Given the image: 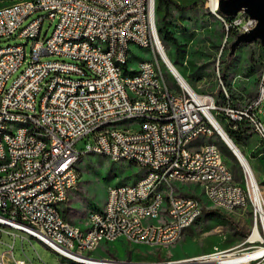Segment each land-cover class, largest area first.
Masks as SVG:
<instances>
[{
  "label": "built area",
  "instance_id": "1",
  "mask_svg": "<svg viewBox=\"0 0 264 264\" xmlns=\"http://www.w3.org/2000/svg\"><path fill=\"white\" fill-rule=\"evenodd\" d=\"M206 7L221 12L219 0H206ZM47 21H56L50 36L52 24L45 28ZM220 21L227 36L234 38L257 23L246 19L245 12L231 17L222 13ZM17 31L26 43L0 45V127L29 118L36 124V135L14 129V137L0 135V156H8V163L0 164V227L27 236L37 232L41 240L55 242L62 257L70 261L82 257L84 264L99 247L91 245V238L102 235L117 239L120 232H133L134 244H175L199 219L194 210V202L199 201L195 195L174 190L171 180L185 181L189 173H202L203 179L225 180V187L205 190L209 196L242 210L255 206V214L242 244L205 253L199 264L221 260L264 264V199L257 184L252 182L251 190H244L235 175L223 171L220 157L224 156L215 146L196 145L198 137L214 136L209 113L217 118L219 111H226L236 123L245 121L264 141V122L259 117L264 86L260 96L241 109L222 108L212 94L175 78V86H169L157 3L149 0H16L0 6V39H10ZM79 34L103 37L104 48L69 43L70 35ZM132 45L155 50L156 63L139 61L143 74H135L129 65ZM120 68H132V76L120 75ZM150 87H157L159 96H151ZM164 115H172L173 123L163 124ZM106 119H116V126H106ZM82 139L85 146L79 149ZM89 154L138 165L148 171V179L136 178L134 186L118 184V189H109L107 206H100L103 216L89 212L81 226L65 216H53L52 207L63 208L65 194H73L80 182L71 161ZM166 162L175 163L170 175H162ZM155 179H162V186H155ZM46 187H57V194L43 197ZM1 193H10V200H1ZM161 200H169L165 222L152 228L149 217L156 214ZM25 235L22 240H28ZM12 253L13 246L3 252L8 263L0 264H34L29 257L14 260ZM177 261L145 263L107 257L97 264H190Z\"/></svg>",
  "mask_w": 264,
  "mask_h": 264
},
{
  "label": "rangeland",
  "instance_id": "2",
  "mask_svg": "<svg viewBox=\"0 0 264 264\" xmlns=\"http://www.w3.org/2000/svg\"><path fill=\"white\" fill-rule=\"evenodd\" d=\"M14 0H0V6ZM178 7L171 5L168 10L160 1L157 2V25L170 31L177 39L165 41L160 34L162 45L172 63L183 74L188 83L198 92L210 93L215 97L218 106L226 109H241L256 100L262 93L264 74V45L259 42L240 45L230 55L231 44L235 40L226 31L220 17L209 12L206 0H172ZM159 3V4H158ZM56 21H47L50 36ZM26 23L23 24V26ZM17 31L10 39H0V45L26 43L27 39L19 37ZM32 42L27 45L28 56ZM54 58V57H47ZM154 54L146 48L133 45L129 65L138 68L139 61L153 59ZM23 68L18 71V75ZM132 71V68H128ZM165 77L169 86H175V79L167 65L164 66ZM226 75V79L222 75ZM75 76V75H73ZM222 80V83L220 82ZM219 90L227 91L226 100ZM41 96V93L39 97ZM218 121L228 132L238 134L236 145L250 161L258 183L264 193V141L245 121L235 123L226 113H217ZM264 118V116H262ZM229 135V134H228ZM85 139L77 147L85 146ZM216 143L223 153V160L235 175V182L245 181L246 170L237 157L219 137L217 131L212 137H201L197 144ZM225 149L222 150V148ZM80 182L73 194L64 204L62 212L71 222L81 224L90 211L101 209L111 186L130 185L136 178L143 176L140 166L128 162H113L105 155L89 154L79 160ZM116 173V175H114ZM141 174V176H137ZM184 194L200 197L204 209L199 219L186 229L173 245L158 247L134 244L131 240L118 238L109 242L103 241L92 253L94 258H115L134 262L155 263L167 260H182L196 257L214 250L230 249L242 244L251 230L253 214L251 210L227 209L220 207L202 193L200 185L174 183ZM18 236L14 239V235ZM25 234L9 227H0V263H8L2 253L11 250L14 260H33L34 264H84L65 259L49 246L28 233V240H22ZM31 240V242L29 241Z\"/></svg>",
  "mask_w": 264,
  "mask_h": 264
},
{
  "label": "bare ground",
  "instance_id": "3",
  "mask_svg": "<svg viewBox=\"0 0 264 264\" xmlns=\"http://www.w3.org/2000/svg\"><path fill=\"white\" fill-rule=\"evenodd\" d=\"M149 4H156V0H149ZM218 17L222 19V13L221 12H213ZM246 19H253L248 14L245 13ZM69 43L71 44H81V43H88L89 46L93 48H104V39L103 37H92L90 34H79V35H70L69 36ZM141 47V45H136ZM133 47V45H132ZM131 47V48H132ZM162 48V47H160ZM150 52L154 54L153 59H144L141 61L148 60L149 63H156V56H155V50L148 49ZM130 52L128 51V58H130ZM164 61L168 63L169 71L172 73L175 79L179 80L183 85H190L186 78L183 76V74L178 70V68L172 63L171 59L169 58L166 51L163 53ZM166 63V64H167ZM128 68H120V75L122 76H132V71H128ZM135 74H143V65H139L138 68H135ZM150 95L151 96H159V89L157 87H150ZM209 116L211 118L213 127L215 131H217L219 137L224 141L226 139L229 144L225 143L226 146L231 150L230 146L232 147L231 152L237 157L238 161L242 164V166L246 170V175L242 183L244 190H251L252 182H255L259 188L260 195L264 199V193L260 188V185L258 183L256 174L254 169L252 168L250 161L245 156V154L241 151V149L236 145L234 140L228 135L227 131L221 126L218 119L213 115V113H209ZM162 123L163 124H171L173 123V116L172 115H164L162 116ZM106 126H116V119H106ZM12 128V129H11ZM25 130L28 135H36V124L33 123L32 119L29 118H17L11 121V127H0V135L2 137H14V130ZM201 137H198V139ZM202 145H211L215 146L216 151L219 154H223L220 148L217 146L216 143L213 142H206ZM237 153V155L235 154ZM97 155H105V154H97ZM79 160L80 159H73L71 161V169H75V174H80L79 172ZM8 163V156H0V164H7ZM220 166H223V171L226 173V175H233L231 169L228 167V165L224 162L223 157H220ZM246 167L248 169H246ZM171 171H175V163L174 162H166V165L162 166V175H170ZM143 176L140 179H148V171L142 170ZM178 182L181 184H197L200 185L202 189V193H204L205 197L208 198L211 202L214 204L224 207L227 209H240L238 206H235L231 204L229 201L223 200L220 197L215 196H209V194L205 191L208 188L209 189H220L225 187V180L223 179H203L202 173H189V180H181V179H172L171 180V187H173L174 190L179 191L174 183ZM119 186H134L133 184L130 185H119ZM155 186H162V179H155ZM109 189H118V185L111 186ZM108 189V192H109ZM54 194H57V187H46L43 190V197H52ZM70 194H65V201L69 199ZM196 199L199 202H194V210H198V218L203 213V209H201V206L204 208L203 202L200 197H197L195 195ZM1 200H10V193H1ZM108 204V196L103 204V206H107ZM165 208H169V200H161V203L157 204V211L155 215H151L149 217V224L152 226V228H160L163 226L165 222ZM250 209L253 216L255 214V206H247L246 209ZM91 215L93 216H103V208L99 210H93L90 211ZM52 215L53 216H64L61 207H52ZM34 237L39 239L41 242L49 246L51 249H53L56 253L61 255L60 247L51 240H41V234H37V232H29ZM118 238H124L133 240V232H120L117 236ZM112 240H116V238H109V235H102V237H93L91 238V245L92 246H100L103 241L109 242ZM147 245L149 246H158V241H148ZM173 244H166L165 246H169ZM96 249H93L95 251ZM92 251V252H93ZM203 255V254H201ZM201 255H198L193 258L189 259H182L177 262H183V263H190V264H199L201 262ZM5 258L8 259V257L5 256ZM76 261L79 263H84V259L82 257H73L72 262ZM226 260H221L218 264H225ZM99 263V258H94L90 256V261H88V264H97Z\"/></svg>",
  "mask_w": 264,
  "mask_h": 264
},
{
  "label": "water",
  "instance_id": "4",
  "mask_svg": "<svg viewBox=\"0 0 264 264\" xmlns=\"http://www.w3.org/2000/svg\"><path fill=\"white\" fill-rule=\"evenodd\" d=\"M219 9L221 13L230 17L245 12L257 21L251 31L236 36L231 44L230 55H233L242 44L259 42L264 45V0H219ZM224 142L229 144L226 139ZM230 148L232 150L231 146Z\"/></svg>",
  "mask_w": 264,
  "mask_h": 264
},
{
  "label": "trees",
  "instance_id": "5",
  "mask_svg": "<svg viewBox=\"0 0 264 264\" xmlns=\"http://www.w3.org/2000/svg\"><path fill=\"white\" fill-rule=\"evenodd\" d=\"M14 1H16V0H14ZM160 1V4H163L164 6H165V8H167L166 10H168L169 9V7L171 6V5H175L176 7H178V5L174 2V1H172V0H158V2ZM13 2V1H12ZM159 4V3H158ZM158 31H159V34H161L162 35V38L165 40V41H167L168 39H171L172 41H173V43H176L177 42V39L173 36V34L170 32V31H168V30H166V29H164L163 27H159L158 28ZM222 78L223 79H226L227 77H226V75L225 74H223L222 75ZM219 94L223 97V99L224 100H226V95H225V93H224V91L223 90H219ZM236 123V122H235ZM237 124H241V123H237ZM228 134H229V136L234 140V139H236L237 141H235L236 143L239 141L238 140V134H237V132H235V131H232V132H228ZM223 149H225V147H223L222 148V150ZM114 175H116V173H114ZM137 176H141V174H137ZM118 184H122V183H118Z\"/></svg>",
  "mask_w": 264,
  "mask_h": 264
},
{
  "label": "crops",
  "instance_id": "6",
  "mask_svg": "<svg viewBox=\"0 0 264 264\" xmlns=\"http://www.w3.org/2000/svg\"><path fill=\"white\" fill-rule=\"evenodd\" d=\"M262 116H264V105H263V107H262V109H261V111L259 112V117L262 119V121L264 122V118H262ZM200 139V138H199ZM198 139V140H199ZM196 145H197V143H196ZM245 210H249V209H245ZM3 254V253H2ZM5 257V256H4ZM6 257H8V256H6Z\"/></svg>",
  "mask_w": 264,
  "mask_h": 264
}]
</instances>
